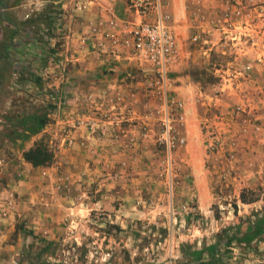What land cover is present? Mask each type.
Wrapping results in <instances>:
<instances>
[{"label": "rangeland", "instance_id": "374dc122", "mask_svg": "<svg viewBox=\"0 0 264 264\" xmlns=\"http://www.w3.org/2000/svg\"><path fill=\"white\" fill-rule=\"evenodd\" d=\"M51 1L0 0V167L6 161L15 168L39 141L54 154L24 190L10 192L0 264H178L184 245L211 244L264 207V0H191V23L171 19L179 55L191 56L181 71L172 65L173 75L196 85L184 92L171 85V73L161 89L158 75L106 32L96 44L79 43L76 12L63 0L53 8L62 14L44 51L38 56L22 44L5 58L16 28V40L27 46L46 33L44 26L36 34L40 23L30 20ZM82 83L114 87L76 91ZM191 97L199 108L194 120L187 115ZM249 104L257 107L250 160L238 157L234 125ZM42 114L48 125L22 144L23 120ZM48 182L57 211H41ZM244 190L259 201L242 203ZM242 253L237 249L240 259L229 264H264V241Z\"/></svg>", "mask_w": 264, "mask_h": 264}, {"label": "crops", "instance_id": "0c3cea01", "mask_svg": "<svg viewBox=\"0 0 264 264\" xmlns=\"http://www.w3.org/2000/svg\"><path fill=\"white\" fill-rule=\"evenodd\" d=\"M208 1V0H207ZM218 2L219 0H210V2ZM63 7L65 8H70L76 12L74 28L76 30V33L78 34V39L79 43L84 41V42H92L93 44H96L101 37L103 36V32L109 33L111 32V21L116 22V27L118 29H124L126 26L129 25L131 21L134 19V12L131 11L130 6L128 1L126 0H63ZM163 9L167 11L168 13L171 14V17L175 21H179L181 23H191L193 21V16H192V5L191 0H161ZM215 4V3H214ZM173 25V23H172ZM80 29H83L82 31L85 30L87 33L86 36H84V33L80 31ZM105 39V38H104ZM97 49V48H96ZM193 56V61L196 60V57ZM190 54L183 56L182 53L179 55L177 60L175 61V73L177 71H181L178 69V66H181V63L184 58H190ZM92 60V59H91ZM177 63V64H176ZM171 74H172V68H171ZM94 75H98V72L94 73ZM182 76V73L179 75H171V82H172V77H173V83L171 84L174 86L176 89L180 91H185L186 88L189 89H194L196 87L195 83L192 82L191 80H186ZM175 78V79H174ZM181 81L178 83L177 81ZM111 89L114 87L113 83L105 84V85H100V84H78L75 89L76 91H83L86 89H92L94 88L95 90H100L102 88ZM191 104H189V108L187 111V115L194 120L195 117L199 116L198 115V105L197 101L195 100L194 97H191ZM83 102V101H82ZM194 103V104H193ZM250 109L248 112L244 108V106H240V112L237 113V118L235 120V126L237 128L236 131V136H237V141H236V152L238 154V157L242 156L241 158L245 159L247 156L250 160L251 156L255 152L256 148V142L254 136L255 133L253 132L257 126V111L254 110L257 109L256 105L254 104H249ZM188 107V104H187ZM234 120V118H233ZM236 154V155H237ZM20 163L16 165L15 168L8 166V163L4 162L3 167H0V175L1 178H6L7 183L3 184L0 183V241L3 238V235L6 233L7 226L3 228L1 224H9V221L11 219V214L13 212H8L7 214V208L5 206V203L3 202L4 199L7 197L8 193L11 191H16L19 192L21 189L24 190V185L25 181L29 180V178L36 179L39 174H41V169L40 167H34L32 164L26 162L20 157ZM3 163V161H2ZM11 170H17V176L19 175L20 182H17L12 178L13 174L11 173ZM44 171V169H43ZM28 172V174H26ZM32 175V176H31ZM56 175V174H55ZM31 176V177H30ZM52 181V179H51ZM31 183V181H30ZM74 182H72L73 185ZM29 184V183H27ZM80 184H75L73 187L77 188L79 187ZM26 187V186H25ZM32 187L34 188L35 186H30L29 188ZM72 187V186H71ZM42 190L44 191V197L42 199V207L41 211L45 210V206L47 205V208L51 209L53 208L54 211H57V204L60 203L59 199L57 198V193L53 189V186L51 182H48L45 186L42 187ZM53 192V193H52ZM41 193V192H40ZM27 199V197H24V199ZM25 199V201H26ZM23 199L19 197V207L18 210L20 211L21 204ZM45 202V205L44 203ZM54 204V205H53ZM53 205V207H52ZM30 207V206H29ZM18 213V212H17ZM21 213L18 215L20 216ZM6 215L8 216L7 219L3 218V216ZM24 218H26L28 215L22 214ZM49 216V215H48ZM5 217V216H4ZM10 218V219H9ZM3 220V222H1Z\"/></svg>", "mask_w": 264, "mask_h": 264}, {"label": "trees", "instance_id": "16d2710c", "mask_svg": "<svg viewBox=\"0 0 264 264\" xmlns=\"http://www.w3.org/2000/svg\"><path fill=\"white\" fill-rule=\"evenodd\" d=\"M61 0H53L46 5L45 9L35 19H31L30 23L39 22L36 24V34L41 33L42 27L46 26V33L39 39L32 38L33 42L27 46V42L23 43L16 40L19 34L18 29L14 30L11 37V43L6 47L5 58L10 59L12 56V49H18L22 44L28 51H34L39 56L44 51V37L51 35L55 28V19L60 18L62 11L53 9L56 5H60ZM40 20H42L40 22ZM26 38V37H25ZM24 38V40H25ZM23 40V38H21ZM49 123V116L30 115L23 120L24 133L21 136L22 144H25L32 137L41 133V131ZM23 158L26 162L32 164L34 167L49 166L54 161V154L49 146L43 141H39L34 147L23 152ZM240 200L244 204H251L259 201V197L248 198L246 190L241 194ZM234 208L237 210V204ZM237 215V211L235 213ZM240 223L223 228L216 234L214 242L211 244H203L201 247H195L191 244L184 245L181 248L182 260L178 264H229L236 259V250L242 249L241 257H245L248 249L252 248L254 242L264 241V207L248 217H240ZM244 224L246 228L243 229Z\"/></svg>", "mask_w": 264, "mask_h": 264}, {"label": "built area", "instance_id": "2783aa9c", "mask_svg": "<svg viewBox=\"0 0 264 264\" xmlns=\"http://www.w3.org/2000/svg\"><path fill=\"white\" fill-rule=\"evenodd\" d=\"M130 6L134 12L133 21L122 30L116 27L115 21H111V32L107 35L114 46L128 49L131 59L157 74L159 87L166 89L180 50L171 14L163 9L161 0H130ZM194 40H198V36ZM14 198L12 193H8L3 201L9 208L8 212L13 211Z\"/></svg>", "mask_w": 264, "mask_h": 264}]
</instances>
